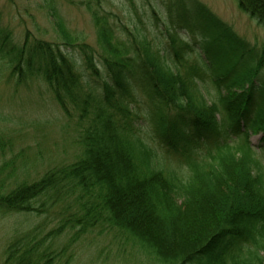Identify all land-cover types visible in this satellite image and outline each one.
I'll return each mask as SVG.
<instances>
[{"label": "trees", "instance_id": "16d2710c", "mask_svg": "<svg viewBox=\"0 0 264 264\" xmlns=\"http://www.w3.org/2000/svg\"><path fill=\"white\" fill-rule=\"evenodd\" d=\"M101 1H79L96 26L95 48L58 19L61 44L28 32L17 43L0 11L8 80L44 82L76 118L80 149L34 180L0 181V213L53 222L8 242L3 264H69L72 244L93 232L157 264H264V46L199 0H158L168 20L158 45L125 27L122 38ZM235 1L264 27V0ZM156 149L181 151L186 170H163Z\"/></svg>", "mask_w": 264, "mask_h": 264}, {"label": "rangeland", "instance_id": "374dc122", "mask_svg": "<svg viewBox=\"0 0 264 264\" xmlns=\"http://www.w3.org/2000/svg\"><path fill=\"white\" fill-rule=\"evenodd\" d=\"M79 1L0 0L2 23L10 26L17 43L28 32L34 37L61 44V34L55 22L58 19L76 41L98 47L91 13ZM199 1L250 45L256 48L264 46L263 25L242 11L235 0ZM100 5V13H105L114 30L121 32L118 35L122 38L127 36L122 29L125 27L130 32L146 35L158 45L164 24H168L158 0H102ZM9 69L6 61L0 58V181L10 177L31 181L47 168L76 158L80 151L73 128L76 118L70 120L65 117L44 82L32 79L26 85L17 86L8 80ZM200 88L204 89L206 99L214 97L215 91L209 85L201 84ZM258 139L259 136L249 133L248 140L254 147L258 145ZM261 155L264 158V153ZM156 156L163 170H186L181 151L156 149ZM42 219V216L33 214L0 213V264H3L8 242L33 231L41 221L45 222L43 227L40 226L39 234L50 230L53 222L50 218ZM69 237L68 233L64 234L52 246L60 250ZM49 241L46 240L45 244ZM70 251L72 259L69 264H157L133 248L131 243H123L112 233L86 234L72 244Z\"/></svg>", "mask_w": 264, "mask_h": 264}]
</instances>
